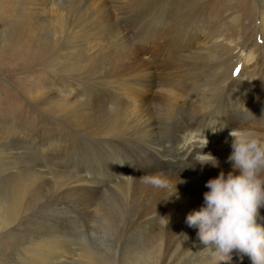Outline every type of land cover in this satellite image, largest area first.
Wrapping results in <instances>:
<instances>
[{"label": "bare ground", "instance_id": "obj_1", "mask_svg": "<svg viewBox=\"0 0 264 264\" xmlns=\"http://www.w3.org/2000/svg\"><path fill=\"white\" fill-rule=\"evenodd\" d=\"M0 1L1 9L7 10L8 16L24 7L25 17L22 18L37 41L44 35L40 31L46 24L50 25V35L56 34L54 26L58 20L64 31L70 32V24L63 19L65 0ZM75 1L79 2L80 11L91 9L92 0ZM95 1L101 6L100 11L96 10L97 29L90 27L93 21L85 11L83 19L71 29L74 33L68 37L71 47L67 52L74 55L75 61L67 78L76 77L81 91L74 89L67 95L43 96L47 107L55 106L63 115L73 140L63 145L60 140L44 147L37 136L22 132L14 135L8 129L0 133V234L28 227L21 243L15 244L13 255L0 264H96L93 253L99 249L95 252L85 246L73 248V240L67 243L70 239L60 240L50 235L51 225L38 227L37 221L28 223L23 219L27 217L26 210L36 204L26 201L25 183L19 181L24 173L37 182L48 183L51 179L56 186H63L66 199L57 200L62 205L58 209L62 219L70 220L71 224L78 215L75 207L90 215L104 209V214L116 221H124L122 216L134 210L135 215L125 228L131 230L130 236L140 245L136 250L133 248L130 264H213L210 250L198 238V228L189 227L186 218L202 207L204 193L208 191L207 181L221 171H232V165L227 162L232 151L229 132L235 127H251L264 133V97L247 98L244 91L240 94L239 86L235 88L232 79L225 84L224 95L215 100L214 106L213 97L222 93L218 89L209 92L197 87L199 74L195 75L194 63L196 59L200 62L204 57L216 55L217 44L206 34L199 38L198 33L183 25L172 14L169 3L160 0ZM260 16L264 35V2ZM197 38L200 39L198 43ZM254 44L247 52L243 48L238 59L243 74L247 68H253L248 74L246 88L253 84L255 66L261 62L256 51L258 45ZM20 53L16 47L10 48L11 56L16 59L20 55L28 58V54ZM29 58L34 60L33 55ZM236 79L239 81L238 77ZM40 93L32 96L33 99L39 100ZM209 124H218V128L226 126L213 133L211 128H206ZM197 128L204 129L209 141L202 151L216 156L219 167L205 165L202 168L194 160L201 149L189 154L183 146L185 133ZM170 141L175 146L167 145ZM39 150L48 157L50 166L38 160ZM67 153L70 169L61 165V157ZM195 164L198 169L194 176L188 182L182 179L180 173L185 175ZM176 166H185L184 172L176 170ZM157 174L167 178L166 188L145 182L144 177ZM109 189L118 191L119 204L108 205L110 201L104 192ZM261 216L264 218V209ZM70 231L78 240L84 232L72 228ZM244 260L234 252L231 260L219 264H245Z\"/></svg>", "mask_w": 264, "mask_h": 264}, {"label": "rangeland", "instance_id": "obj_2", "mask_svg": "<svg viewBox=\"0 0 264 264\" xmlns=\"http://www.w3.org/2000/svg\"><path fill=\"white\" fill-rule=\"evenodd\" d=\"M10 1L16 3L17 0ZM160 2L169 3L173 10L172 14H175V16L182 21L183 25L189 27L194 33H198L199 38L202 36L204 37L206 34L217 44L216 55L204 57L200 62L196 59L195 62L197 63H194L195 75L199 74L196 78L198 79L197 87L200 90H210L209 92H214L218 89L217 91H221L222 93L221 95L215 94L213 102L224 95L222 89H224V86L226 87L232 79V84L236 86L235 88H240V94L244 91L247 98H251L254 95L257 97H264V35L261 32L260 16L261 4L264 0H160ZM0 3L2 2L0 1ZM78 3L79 2L75 0L64 1V7L66 8L63 19L70 24L71 28L67 26V29L70 28V32L64 31L62 22L58 20L56 24L59 26H54L55 32L57 33L50 35L48 31L50 25L46 24L41 28L42 31L40 32L44 35L39 41L36 40L34 35H30L27 30L28 25L23 19L25 17L24 7L14 10L10 16L7 15V10H2L0 7V133L8 129L7 131H12L14 135L22 132L26 133L28 136H37L44 147L50 146L53 143L57 144L60 140H62L60 145H63L66 141L73 140L74 137L69 130V126L64 122L63 115L57 112L55 106L47 107L44 103L43 96L47 94V96L54 97L58 93L67 95L74 89L75 91L78 90V92L81 91L79 81L76 77L67 78L68 72L74 67L75 61L74 55L67 52L71 47L68 43V37L74 33V30L71 29L77 26L76 23H78L79 20L83 19V12L85 11L87 17L90 15L93 21V26L90 27L97 29V23L95 22L98 13L96 10L100 11L101 6L99 2L92 0L89 4L91 9H84L82 12L77 7ZM199 38H197L196 43L200 41ZM104 39H106V37ZM254 43L258 45L256 51L260 57L258 61L261 62H258L255 66V71L257 72H253L254 75L252 73L253 84L249 85V88H246V82L248 84L250 77L248 74L253 71V68H247L246 73L243 74L238 59L240 51L244 48V52H247L248 49L255 45ZM11 47L19 49V53L21 52L22 55H33L34 60L29 58L30 56L28 55V58L24 57L25 59L20 55L18 56L19 58H17L19 60H17L16 57L10 54ZM32 62L33 64H31ZM11 66H13L14 69ZM236 77L239 78V81ZM237 86H239V88ZM254 91H256L257 94ZM38 92H41V96L38 97L39 100L33 99V97L37 96ZM189 100L190 98H187V101ZM216 104L217 101L213 103L214 106ZM168 144L175 146L171 141L168 142L167 145ZM39 152L40 155H38V160L42 165L47 167L50 166L47 159L48 157H46L44 153H41V150H39ZM68 155L69 153L61 157V165L64 169L72 168V166L70 167ZM185 163L182 165H186ZM173 164L168 167L171 168ZM184 168L183 166H176V170L179 172H184ZM43 169L46 168L43 167ZM197 169L198 165L195 164L185 175L180 173V176L186 181L190 180L197 172ZM19 181L23 184L25 183L26 201L29 202L30 205L36 203L31 206L30 210H26L27 217L23 218L26 222L32 223L37 221L38 227L51 225L54 230L52 229L50 235L52 234L53 237L60 240L65 239L67 241L70 239L67 243L73 240V248L85 246L89 250L93 249L95 252L99 249L97 253H93V261L96 264L132 263L134 251L140 244L134 242L136 239H132L130 236L132 235L131 230L128 227L125 228V226H127L128 220L130 221L133 219L135 215L134 210H128L122 216L123 219H125L124 221H116L112 216L107 217L103 212L104 209H102L100 213L97 212L98 216L96 213L90 215L84 212L83 214L79 210V207H75L78 218L75 216V220L71 224L70 220H65V222L62 219L63 215L60 209H58V206L62 205L58 203L57 200L61 201L66 199V196L62 193L63 186L61 187L60 184L56 186L51 179L48 180V183L43 181L37 182L31 176H28L27 173H24L23 178ZM7 183L9 182L7 181L5 183V188L7 187ZM31 183H33L32 186L30 185ZM42 185H46L47 187H43ZM55 191L60 193H56ZM114 192H116V195ZM104 193L107 196L106 199L110 201L109 203L107 200L109 203L108 205H117L120 203L121 196L118 194L117 190L109 189ZM50 194L59 198L57 199ZM62 195L65 196V198ZM108 195H112L113 198L116 197L117 199L114 198L116 201L112 196L109 197ZM50 197L53 198L51 199ZM86 216L88 217L86 218ZM46 217H48V219H46ZM103 223H107V226ZM26 227L27 226H23L21 229L9 231L3 236L0 234V263L13 255L15 244L21 243L22 238L26 235L25 229L28 228ZM71 228L76 232L84 231L80 234L81 239L78 240L70 234ZM121 236L125 238L124 241ZM176 241L177 240L172 242ZM115 242L117 244H115ZM172 242L171 244H174ZM171 250L174 251V249ZM171 252L172 251H170L169 254H171ZM243 260L244 262L246 261V263L247 261L249 263L251 261L248 256H244Z\"/></svg>", "mask_w": 264, "mask_h": 264}, {"label": "clouds", "instance_id": "obj_3", "mask_svg": "<svg viewBox=\"0 0 264 264\" xmlns=\"http://www.w3.org/2000/svg\"><path fill=\"white\" fill-rule=\"evenodd\" d=\"M243 123V122H241ZM209 124L213 133L226 125ZM231 154L227 162L232 171H221L206 183L201 208L190 212L186 218L189 227L198 228V238L211 252L213 264L231 260L239 253L248 256L251 264H264V133L251 127H235L229 132ZM227 142V141H226ZM209 141L204 129L185 133L183 146L189 154L197 148L194 160L219 167V160L211 152H203ZM154 187L166 188L168 180L157 174L144 177Z\"/></svg>", "mask_w": 264, "mask_h": 264}]
</instances>
